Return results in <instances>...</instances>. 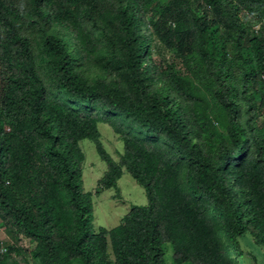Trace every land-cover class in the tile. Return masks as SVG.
Instances as JSON below:
<instances>
[{
    "label": "trees",
    "instance_id": "1",
    "mask_svg": "<svg viewBox=\"0 0 264 264\" xmlns=\"http://www.w3.org/2000/svg\"><path fill=\"white\" fill-rule=\"evenodd\" d=\"M161 5L0 0V264H166L167 244L175 264H239L247 232L264 247V0ZM155 42L183 70L157 62ZM187 72L208 81L224 132ZM100 123L123 141L118 161ZM85 139L102 189L118 198L125 171L147 196L113 229H94Z\"/></svg>",
    "mask_w": 264,
    "mask_h": 264
},
{
    "label": "rangeland",
    "instance_id": "2",
    "mask_svg": "<svg viewBox=\"0 0 264 264\" xmlns=\"http://www.w3.org/2000/svg\"><path fill=\"white\" fill-rule=\"evenodd\" d=\"M158 1L160 4L164 5L167 0ZM242 18L250 27V30H253L255 27H260L258 20L245 14L242 15ZM252 34L255 35V33ZM259 36L264 37V32ZM213 39L214 43L211 44L216 48V52L220 53L222 50L227 51L229 49L228 36L221 35V31L214 34ZM153 48L156 61L160 62L163 67L167 64H175L183 70L180 63L181 61L178 62L174 58L172 52L165 49L158 42H155ZM186 74L187 79L192 81V84L198 89V95L204 100V106L209 108L211 118L215 123V128L218 132H224L226 121L222 114L213 108V103L210 102L208 81L199 73L187 72ZM212 109L213 111L211 112ZM98 129L101 133V142L106 151L114 160L118 161L120 154L124 151L123 141L119 139L118 135L115 134L112 128L107 124H98ZM80 147L85 156V161L83 162L84 189L86 192L92 194L95 231H99L100 228L113 229L120 225L122 219L130 211L132 206L147 205L148 200L144 188L137 184L131 175L125 171L118 182L121 194L118 198L115 197L116 191L114 188L102 189L98 185V181L102 178L106 170L105 162L100 159L93 141L89 139L82 140L80 142ZM0 239L2 241L8 240L12 243L1 228ZM239 241L244 252V256L238 258L239 264H264V247L255 243L250 232L243 234ZM16 243L25 251L23 253L24 256L25 253L30 255V251L35 247L32 241L26 239H18ZM109 252L111 260H114L111 249ZM164 252L166 264H175L172 258L173 248L170 244L164 245Z\"/></svg>",
    "mask_w": 264,
    "mask_h": 264
},
{
    "label": "built area",
    "instance_id": "3",
    "mask_svg": "<svg viewBox=\"0 0 264 264\" xmlns=\"http://www.w3.org/2000/svg\"><path fill=\"white\" fill-rule=\"evenodd\" d=\"M6 251V250H5Z\"/></svg>",
    "mask_w": 264,
    "mask_h": 264
}]
</instances>
